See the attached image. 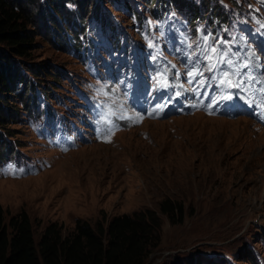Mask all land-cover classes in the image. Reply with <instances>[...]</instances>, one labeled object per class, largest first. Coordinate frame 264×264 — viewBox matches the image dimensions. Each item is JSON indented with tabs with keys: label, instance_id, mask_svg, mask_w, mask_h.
<instances>
[{
	"label": "rangeland",
	"instance_id": "rangeland-1",
	"mask_svg": "<svg viewBox=\"0 0 264 264\" xmlns=\"http://www.w3.org/2000/svg\"><path fill=\"white\" fill-rule=\"evenodd\" d=\"M7 1L23 9L32 40L26 55L2 43L0 50L30 78L37 97L27 110L19 101L4 104L10 114L0 122V134L14 149L10 161L0 162L5 221L26 212L37 238L50 222L61 224L66 234L76 219L94 223L103 213L112 219L151 210L159 218L160 243L145 264H264V125L241 109L242 97L233 95L235 109L226 100L208 107L218 94L216 86L211 80L210 88L189 84L193 54L182 62L176 51L180 60L173 69L180 76L171 81L183 85L178 89L190 98L187 108L169 114L163 101L146 109L143 98H154L139 87L149 84L158 91L154 76L163 69L161 62L173 72L172 57H157L142 77L132 73L122 83L102 78L91 60L92 54L103 56L102 43L110 47L113 38L141 52L149 42L161 44L160 28L185 20V11L173 0H92L93 10L75 30L78 14L66 19L57 11L56 2L65 0ZM217 1L229 22L211 29L205 21L211 8L195 0L202 20L182 26L191 45L204 44L201 31L210 34V45L229 42L215 46L230 47L240 63L251 58L264 74V7L256 0ZM65 2L75 10L72 0ZM48 18L69 34L66 44L58 42L60 31L52 35ZM252 27L260 33H253L255 38L249 36ZM74 42L78 49L72 48ZM253 51L259 60L249 56ZM36 69L40 75L29 71ZM137 116L143 119L134 123ZM102 129L110 131L101 135ZM166 199L182 204L181 221L171 223L161 213Z\"/></svg>",
	"mask_w": 264,
	"mask_h": 264
},
{
	"label": "trees",
	"instance_id": "trees-1",
	"mask_svg": "<svg viewBox=\"0 0 264 264\" xmlns=\"http://www.w3.org/2000/svg\"><path fill=\"white\" fill-rule=\"evenodd\" d=\"M65 1L56 2L59 4L58 13L66 19L78 14L80 28L75 27V30H81V22L93 10L92 0H72L76 5L74 11L66 8ZM173 1L179 9L186 5L191 21L200 17V8L193 4L195 0ZM148 2L156 4V0ZM201 2L206 9L211 8L209 16H205L211 27L214 28L218 23L226 24L228 12L217 0ZM24 18L25 14L20 5L0 0V44L8 45L19 55L27 54L26 44L32 40L26 31ZM47 21L52 35L55 36L60 31L58 42L66 44L69 34L67 36L59 29L57 20L48 18ZM71 46L73 49L79 48L77 42ZM40 70L29 71L40 75ZM36 97V88L30 78L0 50V122L10 114L6 104L19 101L27 110L36 105ZM13 152L11 143L0 134V162L10 161ZM160 211L171 223L182 220L181 203L163 200ZM159 229L157 213L144 210L112 219H108L103 213L94 223L76 219L74 228L66 234L63 233L61 224L50 222L35 238L26 212L22 211L6 222L3 207L0 205V264H145L160 243Z\"/></svg>",
	"mask_w": 264,
	"mask_h": 264
},
{
	"label": "snow or ice",
	"instance_id": "snow-or-ice-1",
	"mask_svg": "<svg viewBox=\"0 0 264 264\" xmlns=\"http://www.w3.org/2000/svg\"><path fill=\"white\" fill-rule=\"evenodd\" d=\"M264 28V24L261 25ZM211 35L202 36L200 40L204 42L206 47H204L201 55L196 56L194 60H191V65L195 66V70H187L186 74L189 77V84H197L199 87H212V84H208L207 81L211 80L216 86L218 94L211 99V104L208 107L217 105L220 101L231 100L233 95L241 96L245 98V102L248 103L250 107L255 106L260 109L259 116L264 119V74H257L260 66L258 64H253L252 59H248L245 63H240L233 59L236 55L232 53L230 47H218L215 45H224L226 41L223 40H212V44H209ZM149 47H153L152 43L149 42ZM191 47V45H189ZM250 57H254L256 60L260 58L255 56V52L249 53ZM153 59H156L154 56ZM171 68H175L171 62H168ZM189 66H186L188 69ZM170 69L165 68L159 70L154 76L155 84L157 88H171V87H183V85H175L169 82L168 72ZM210 73V76H205L204 73ZM177 78L180 76V72H176ZM197 77L200 79L197 80ZM235 89V93L231 90ZM192 91L195 95H200L199 88L193 87ZM106 95V93H105ZM177 96L182 95L181 92H176ZM205 96L208 95L207 92L204 93ZM196 107L198 105H192ZM152 115V113H148ZM121 119H128L127 116H121ZM143 119V116H137L134 123H138ZM102 124L107 123V121L102 117ZM105 131H110V129H102L101 135ZM106 142L108 137H104Z\"/></svg>",
	"mask_w": 264,
	"mask_h": 264
}]
</instances>
